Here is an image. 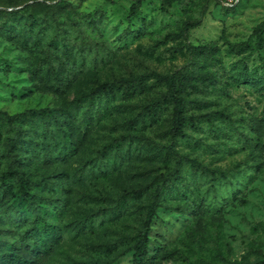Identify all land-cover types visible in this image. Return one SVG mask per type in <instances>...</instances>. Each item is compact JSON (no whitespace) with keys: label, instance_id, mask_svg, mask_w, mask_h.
<instances>
[{"label":"rangeland","instance_id":"obj_1","mask_svg":"<svg viewBox=\"0 0 264 264\" xmlns=\"http://www.w3.org/2000/svg\"><path fill=\"white\" fill-rule=\"evenodd\" d=\"M25 246L44 264H264V0H0V253Z\"/></svg>","mask_w":264,"mask_h":264},{"label":"trees","instance_id":"obj_2","mask_svg":"<svg viewBox=\"0 0 264 264\" xmlns=\"http://www.w3.org/2000/svg\"><path fill=\"white\" fill-rule=\"evenodd\" d=\"M138 0H136L137 2ZM138 9V5L134 4L131 7L130 14L134 15ZM204 49H208L207 46H203ZM159 80L165 82L168 87V94L166 95L164 102L173 103L174 110L176 114V123L177 129L181 130L185 115L184 113L187 110V101L182 96V91H184V84L182 81L178 82V79L175 75H158ZM177 83H180L177 85ZM64 85V86H63ZM67 82L64 83L62 78H57V86L58 89H64ZM146 83L144 81H136L131 82L124 90L123 95H133L138 88H145ZM123 84L121 82H112L107 83L103 87L104 96L102 99L106 98L108 102L117 97V95L122 92ZM80 134L85 137L87 135V129H79ZM56 145V154L57 157L62 159H70L74 155H76L77 151L80 148L79 140L77 139L75 129L70 125V123L65 125L63 129V134L60 138L55 141ZM10 172L2 175L1 179H6ZM48 233L47 230L44 231V235ZM147 249V236L144 235L143 240L140 241L138 247V255L143 256ZM47 253H40L39 250L30 248L29 246H25L23 249H19L17 251L12 250H4L0 253V264H44L46 261Z\"/></svg>","mask_w":264,"mask_h":264}]
</instances>
